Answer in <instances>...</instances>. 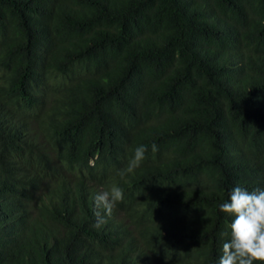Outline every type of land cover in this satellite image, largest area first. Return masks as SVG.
I'll return each mask as SVG.
<instances>
[{"label":"trees","instance_id":"obj_1","mask_svg":"<svg viewBox=\"0 0 264 264\" xmlns=\"http://www.w3.org/2000/svg\"><path fill=\"white\" fill-rule=\"evenodd\" d=\"M238 185L264 189V0H0V264H218Z\"/></svg>","mask_w":264,"mask_h":264},{"label":"clouds","instance_id":"obj_2","mask_svg":"<svg viewBox=\"0 0 264 264\" xmlns=\"http://www.w3.org/2000/svg\"><path fill=\"white\" fill-rule=\"evenodd\" d=\"M151 148L153 152L157 151L155 144ZM146 151V146H138L127 169L119 174L123 176L125 171L131 172L138 167ZM122 199L123 190L113 186L97 193L93 202L96 209H102L105 215L111 216ZM219 211L234 219L230 224V237L223 244L218 264H264V189L249 191L239 185L235 186L229 193V201L219 205ZM95 214V227L106 223L100 211Z\"/></svg>","mask_w":264,"mask_h":264}]
</instances>
